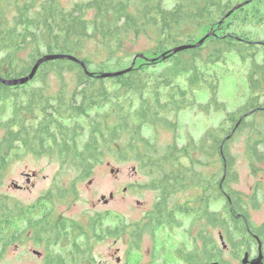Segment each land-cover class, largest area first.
Here are the masks:
<instances>
[{"label": "trees", "instance_id": "obj_1", "mask_svg": "<svg viewBox=\"0 0 264 264\" xmlns=\"http://www.w3.org/2000/svg\"><path fill=\"white\" fill-rule=\"evenodd\" d=\"M244 1L173 0L167 9L164 0H90L71 6L64 0H0V77L26 76L39 58L50 54L74 56L92 74L72 61L55 60L42 64L25 85L0 83V189L12 162L26 155L55 156L61 167L87 177L111 154L118 162L131 158L136 171L145 172L149 179L144 187L160 191L164 211L176 214L170 221L178 227L182 224L178 214L194 216L189 220L192 228L201 223V216L215 227L211 202L222 193L231 197L236 212L243 211L246 201L229 189L235 179L229 144L245 136L250 167L254 171L257 163L264 162L260 151L264 147V40L257 35L264 32V0H253L223 19ZM210 32L212 36L201 46L170 53L177 46L196 44ZM141 39L150 48L133 52ZM137 55L143 59H137L130 72L97 77L127 69ZM232 58L246 69L249 95L235 112L227 113L225 103L219 101L217 70L231 69ZM200 92L208 94L206 104L198 103ZM187 109L207 115L224 112V118L199 140L188 135L179 146L178 116ZM145 129L152 138L144 135ZM85 130L87 138L81 143ZM164 132L172 133L173 140L161 145L158 140ZM179 195L186 197L181 201ZM51 196L39 204H53ZM19 203L9 204V198L0 197V257L18 241L10 234L15 217L31 210ZM52 214L50 209L46 217L29 221V228L38 231L37 244L48 247L63 235L52 231ZM100 219L95 217L90 227L95 228ZM223 228L233 247L247 246L232 241V232L245 234L240 221L224 218ZM59 229L64 230L65 224H59ZM76 242L77 236L72 237V257L84 251ZM208 255L219 254L208 251ZM50 256L46 264H64L62 256L53 261Z\"/></svg>", "mask_w": 264, "mask_h": 264}, {"label": "rangeland", "instance_id": "obj_2", "mask_svg": "<svg viewBox=\"0 0 264 264\" xmlns=\"http://www.w3.org/2000/svg\"><path fill=\"white\" fill-rule=\"evenodd\" d=\"M82 1L90 0H64L65 4L70 6L74 2ZM172 6L173 0H164L165 8L170 9ZM257 35L260 40H264V32ZM150 46L147 40L141 39L133 52L148 50ZM230 62L231 69L219 68L217 70L220 77L219 101L225 103L227 113L235 112L245 103L249 95L248 84L244 76L245 67L241 68L237 58L230 59ZM197 101L200 104H206L208 94L198 93ZM223 118L224 112H211L208 115L195 109L181 112L178 116L179 128L176 134L178 145H184L188 135L195 141L199 140L205 131L219 126ZM86 134L87 130H85L84 137L80 139L81 143L87 138ZM144 135L152 138L149 129L144 130ZM172 140L173 134L164 132L158 143L165 145L171 143ZM260 151L264 152L263 146ZM229 153L234 158L232 170L235 178L229 183V189L246 201L242 207L247 212L249 225L253 229L262 227L261 230L264 231V162L257 163L254 171L250 167L246 155L245 136L237 137L229 144ZM114 158L116 157L111 154L105 156L103 162L96 165L87 177L80 176L71 167H61L55 156L37 158L26 155L15 159L10 165L5 184L0 189V197L6 196L9 198V204L13 201L20 202L23 207L31 208V210L22 217L21 215L15 217L10 234L18 236V241L7 247L0 257V264H46L47 255H51L50 261H53L56 255L62 256L65 260L64 264H163L166 258L171 260V253L178 251L180 245H185L187 250L195 247V241H192V244L189 243L191 241L189 231L191 229V234L195 236L201 225L191 227L189 220L194 216L188 218L178 214L177 217L182 220V224L179 227L176 226L175 232L171 234H167L164 229H160L155 235H147V232H144L142 236L133 233L123 234L119 231L123 225L135 226L140 222L143 214H147V211L149 212L156 203L159 193L144 187L149 177L144 171H136L131 158L122 162ZM219 168L220 163L218 162L217 169ZM112 169L118 172L111 173ZM211 170L212 167L208 169V172H212ZM25 174L36 176L31 177V183L27 184ZM219 176L222 178V175L219 174ZM13 182L23 188L15 189ZM58 187H62L63 190L57 189ZM50 194L52 196L49 197V201L55 198L53 204L45 202L39 204L40 200ZM60 195L64 196L59 199ZM110 195H112L111 198ZM102 197H105L106 201L102 200ZM178 197L183 201L186 196L179 195ZM222 204H226V201H212L211 211H217ZM50 209L53 212L50 221L66 219L70 222L71 228L73 224L79 225L80 231L77 233L79 235H77L76 243L84 251L75 253L76 257H72L75 246L70 243L71 240L67 235L70 227L66 226L59 240L48 247L45 243L37 244L30 233L29 221L35 222L46 215ZM97 216L101 219L92 231L89 226ZM224 218L229 220L227 215ZM218 230L217 227L209 226L208 228L207 241L212 242L214 239L218 243L217 249L215 245L209 246L212 254L244 255L246 250L238 249L237 246L233 247L226 237L224 241L226 248L224 249L219 240ZM136 235H138V240L134 242ZM231 237L233 243L243 241L241 235L235 231L232 232ZM135 243L137 246H134ZM168 243L170 249L173 248L172 251L169 250L168 255L161 256L158 252L156 255L149 254L153 246L161 249ZM198 243V245L201 244V242ZM210 248H215L216 251ZM33 251L40 252L42 255L37 256ZM118 258L119 262H117Z\"/></svg>", "mask_w": 264, "mask_h": 264}, {"label": "flooded vegetation", "instance_id": "obj_3", "mask_svg": "<svg viewBox=\"0 0 264 264\" xmlns=\"http://www.w3.org/2000/svg\"><path fill=\"white\" fill-rule=\"evenodd\" d=\"M156 192L159 193V197L157 198L156 203L149 212L147 211V214H143L141 221L136 223L135 226L123 225L124 227L122 226V228H120L119 231H121L123 234L125 233L131 235L133 233L141 236L144 232H147V235L150 234L155 235L157 232L160 231V229H164V231L167 234H171L175 232L176 225L174 223H171L170 218L171 216L174 217L176 214L172 213L171 215H169L164 211V204H163L164 199L161 196L160 191H156ZM219 200L226 201V204L224 205L222 204L217 211H213L215 212V216H216L215 227L219 229L218 230L219 240L221 241L222 239L224 242L226 237L223 228L225 215H227L230 219L232 217L235 220L240 221L241 225L245 228V234L241 236V238H243L244 244L247 245L244 246L242 249L246 250L244 251V254L248 253V255H208V251H209V245H208L209 242H207V238H208L207 233L209 228L208 220H207V216L203 217L201 216L202 214L200 213V215L199 214L195 215L196 218H200V216L202 217V220L200 221L201 223L199 224L201 225V228L199 230L198 227L199 231L196 233L194 238L196 243L195 247H192L191 250H187L186 249L187 247L185 245L183 244L180 245L179 248L177 249L178 251H176L175 253L174 252L171 253L170 255L171 260L166 258L163 264H264V231L261 230L262 227L253 229L249 225L247 213H245L244 210L242 211V213L236 212L234 210V205L231 203V197L227 193H222V197H220ZM226 205L228 209L226 208ZM225 210L228 211L227 214H225ZM44 217H46V215H44ZM152 217H154V219H151ZM99 221H97V223H99ZM50 223L53 225L52 231L54 232L64 233V230L59 229V224H65V227L66 226H68V228L70 227V222L66 220L56 219L50 221ZM89 229L93 231L95 228H91L89 226ZM79 231H80V227L76 229L70 227V230L68 231L67 234L69 240H71L72 237L79 235L77 234ZM37 232H38L37 230L31 229L30 233L35 238ZM199 232H201V238H202L201 240L197 237V235H199L198 234ZM154 235L152 237H154ZM190 236L192 238V234ZM198 242H201V244L198 245L199 244ZM189 243L192 244V239ZM259 243L261 244L262 255H259V250H258ZM212 244L216 246V249L218 248L217 247L218 243H216L214 239L212 241ZM213 249L216 251L215 248ZM169 250L172 251L173 248L170 249V244L168 243L166 246L162 247L161 249L160 248L156 249V247L153 246L149 254L156 255V252H158V254L161 256L168 255ZM128 254L129 252L127 253V255ZM40 255L42 254L40 253ZM119 261L120 259L118 258L117 262Z\"/></svg>", "mask_w": 264, "mask_h": 264}, {"label": "water", "instance_id": "obj_4", "mask_svg": "<svg viewBox=\"0 0 264 264\" xmlns=\"http://www.w3.org/2000/svg\"><path fill=\"white\" fill-rule=\"evenodd\" d=\"M252 1L253 0H246L243 3L237 5L236 7H234L228 13V15H226V17L223 20L227 19L232 13H234L239 8L250 4V2H252ZM210 36H212L211 32L208 33L204 38H202L196 44L177 46V47L173 48L170 53L171 54H175V53H179V52H182V51H185V50L197 48V47L201 46L205 42V40L207 38H209ZM139 58L143 59V56L142 55L135 56L133 61H132V63H131V65H130V67H128L127 69H123V70L116 71V72L103 73L101 75H97V77H99V78H113V77H118V76L124 75V74L130 72L133 69L137 59H139ZM55 60L72 61V62L78 64L83 69V71H85V73H87L88 75H92V74H90L87 71V68H86L85 64L81 60L77 59L76 57L71 56V55H65V54H50V55H44L41 58H39L35 62L34 66L32 67V69H31V71H30V73L28 75L20 77V78H16V79H4V78L0 77V83L5 85V86H8V87H16V86L25 85V84H27L28 82L32 81L35 78V75H36L39 67L42 64H44L46 62H49V61H55ZM240 122H241V120L237 123L236 126H238V124ZM233 133H232V135H233ZM232 135H230L227 139H230L232 137ZM133 170H135V169H133ZM116 172H118V171L114 170V169L111 170V173H116ZM25 176H26V183L30 184L31 177H35L36 175L35 174H32V175L25 174ZM13 187L15 189H22L23 188L22 186H19L15 182H13ZM111 197H112V195H110V198ZM102 200H105V197H102ZM221 242H222L221 244H222L223 248L225 249L226 245H225V243L223 242L222 239H221ZM258 250H259V255H262L261 244L260 243L258 244ZM33 253L36 254L37 256H41L40 253L37 252V251H33ZM244 255H248V253H245Z\"/></svg>", "mask_w": 264, "mask_h": 264}]
</instances>
